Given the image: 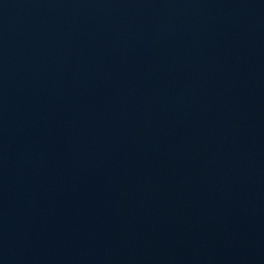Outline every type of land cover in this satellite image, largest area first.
I'll list each match as a JSON object with an SVG mask.
<instances>
[{"label":"water","instance_id":"95a60500","mask_svg":"<svg viewBox=\"0 0 264 264\" xmlns=\"http://www.w3.org/2000/svg\"><path fill=\"white\" fill-rule=\"evenodd\" d=\"M0 264H264V234L145 228L0 194Z\"/></svg>","mask_w":264,"mask_h":264}]
</instances>
